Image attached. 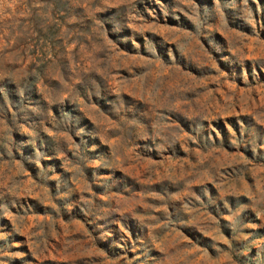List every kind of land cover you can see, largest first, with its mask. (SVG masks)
I'll return each instance as SVG.
<instances>
[{
	"label": "rangeland",
	"instance_id": "obj_1",
	"mask_svg": "<svg viewBox=\"0 0 264 264\" xmlns=\"http://www.w3.org/2000/svg\"><path fill=\"white\" fill-rule=\"evenodd\" d=\"M0 264H264V0H0Z\"/></svg>",
	"mask_w": 264,
	"mask_h": 264
}]
</instances>
